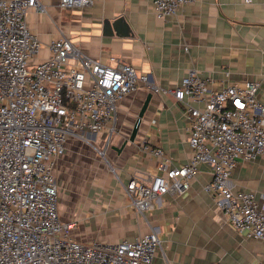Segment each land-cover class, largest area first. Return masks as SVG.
Masks as SVG:
<instances>
[{
    "label": "built area",
    "instance_id": "obj_1",
    "mask_svg": "<svg viewBox=\"0 0 264 264\" xmlns=\"http://www.w3.org/2000/svg\"><path fill=\"white\" fill-rule=\"evenodd\" d=\"M159 18L176 15L193 0H151ZM252 0H246L251 2ZM94 0H60L61 7ZM40 0H0V264H154L162 239L152 228L133 240L82 241L75 223L61 219L56 167L71 138L99 133L117 121L120 102L145 83L172 93L190 120V160L172 165L158 146L144 149L158 158L156 173L123 183L130 208L139 215L167 193L185 194L200 164H209L205 184L230 226L264 242V191L236 190L239 163L264 154V103L259 83H228L212 91L209 79L190 69L173 88L152 86L146 74L110 56L102 62L61 36L42 48L27 15ZM229 74V72H227ZM202 102L199 107L196 103ZM100 153H104L100 150ZM112 170L118 174L117 167Z\"/></svg>",
    "mask_w": 264,
    "mask_h": 264
},
{
    "label": "crops",
    "instance_id": "obj_2",
    "mask_svg": "<svg viewBox=\"0 0 264 264\" xmlns=\"http://www.w3.org/2000/svg\"><path fill=\"white\" fill-rule=\"evenodd\" d=\"M40 2L44 9L34 8L27 15L29 27L42 42L37 60L49 56L52 40L66 36L102 62L112 63L114 55L133 65L139 74L148 75L152 86L173 88L195 69L210 80L212 91L233 82H258L257 97L264 103V0H193L164 18L155 14L151 0H94L68 8L61 7L60 0ZM150 87L141 83L119 104L122 117L138 108L140 112L150 97L134 141L123 147L127 139L118 144L107 130L88 133L95 146L104 142L106 159L117 167L124 184L133 175L147 178L156 173L158 158L144 149L145 144L163 148L174 166L191 158L190 120L183 105L172 93ZM211 179V166L200 164L185 194H165L145 216L129 207L123 184L88 190L72 215H66L63 197L60 216L75 225L88 222L84 237L73 228L75 237L86 242L133 240L155 228L163 248L154 264H264V242L230 226L204 188ZM233 180L236 190L264 191V154L241 161ZM58 188L60 193L59 182Z\"/></svg>",
    "mask_w": 264,
    "mask_h": 264
},
{
    "label": "rangeland",
    "instance_id": "obj_3",
    "mask_svg": "<svg viewBox=\"0 0 264 264\" xmlns=\"http://www.w3.org/2000/svg\"><path fill=\"white\" fill-rule=\"evenodd\" d=\"M139 109L123 114L122 117L119 114L117 115L116 123L110 126L114 128V131H111L109 128L106 131L109 134H114L112 141L114 140L120 144L122 140H129L139 114ZM118 135H123L120 141L115 139V136L118 138ZM84 136L86 137L74 138L70 141L65 155L58 161L56 167L57 178L60 183L59 203H61L64 197L63 209H65L66 215L73 214V207L79 203L81 196H84V193L88 190L92 191L94 189L110 187L117 189V186L123 184L119 170L118 176L112 170V165L106 159L105 153H100V150H104V142L101 141L100 146H95V142L89 140L91 136L88 133H85ZM87 223L76 222L74 232L82 234V230L84 231L85 229L84 225ZM81 236L84 237V234Z\"/></svg>",
    "mask_w": 264,
    "mask_h": 264
},
{
    "label": "water",
    "instance_id": "obj_4",
    "mask_svg": "<svg viewBox=\"0 0 264 264\" xmlns=\"http://www.w3.org/2000/svg\"><path fill=\"white\" fill-rule=\"evenodd\" d=\"M149 101H150V97L148 98L147 101H145L144 105L142 106V108H141V110H140V112H139L138 118H137V120H136V122H135V124H134V127H133V130H132V132H131L130 138H129V140L127 139V140L124 142L123 147H124V145H125L128 141H134V140H135L136 135H137V132H138V129H139V125H140V123H141V121H142V117H143L144 112H145V110H146V108H147V106H148V102H149ZM119 149H121V148H119Z\"/></svg>",
    "mask_w": 264,
    "mask_h": 264
}]
</instances>
